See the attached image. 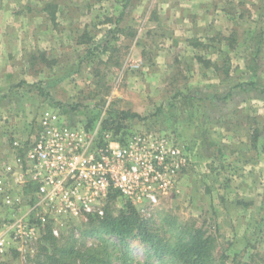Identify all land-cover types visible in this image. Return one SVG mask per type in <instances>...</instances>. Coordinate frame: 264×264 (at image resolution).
Segmentation results:
<instances>
[{"label":"rangeland","instance_id":"obj_1","mask_svg":"<svg viewBox=\"0 0 264 264\" xmlns=\"http://www.w3.org/2000/svg\"><path fill=\"white\" fill-rule=\"evenodd\" d=\"M27 1L31 9L22 7ZM124 1L47 0L52 19L47 24L39 11L41 0H0V8L22 7L21 14L6 11L0 28H86L85 43L67 46L56 64L45 61L48 54H37L40 49L29 46L23 49L29 61H11L13 72L23 65L36 73L46 68L34 84L44 86L48 94L38 96L28 81L11 83V91L0 93V137L4 136L0 150L17 154L27 148L46 108H58L70 126H87L92 118L95 122L113 110L136 112L142 118L128 119L127 128L167 131L190 158L175 188L154 209L132 203L139 213L172 243L183 234L181 223L214 234L217 256L229 258L227 264H264V99L259 98L264 91L258 90L264 87V0H216L211 25L194 33L192 13L184 19L176 14L168 17L177 27L173 28L162 12L163 0H129L128 5ZM59 4L65 7L61 12ZM123 5L124 20L118 23L117 12ZM81 34L76 30L74 40ZM178 34L181 43H176ZM225 68L240 69L236 76L225 77ZM212 82L216 87L210 89L215 86ZM248 82L255 83L247 87L254 91L240 86ZM227 83L236 87L228 103L219 101L206 108L199 104L195 92L225 94ZM16 140L24 148L17 149ZM0 162V166L6 163ZM29 185L30 191L17 184H5V189L14 196L25 195L24 206L36 187ZM127 201L108 200L106 206L118 216ZM2 209L0 229L10 220L0 193ZM83 224L75 220L64 230L73 227L79 233ZM111 238L119 243L117 237ZM96 239L82 238L88 246ZM40 241L41 236L24 246L12 242L0 254V264H31ZM128 244L139 261L152 258L153 264L159 263L147 244L134 239Z\"/></svg>","mask_w":264,"mask_h":264},{"label":"built area","instance_id":"obj_2","mask_svg":"<svg viewBox=\"0 0 264 264\" xmlns=\"http://www.w3.org/2000/svg\"><path fill=\"white\" fill-rule=\"evenodd\" d=\"M103 120L92 127L70 126L58 108L42 111L32 143L0 175L2 200L10 209V220L0 229V254L12 242L24 246L37 239L48 223L60 236L75 220L104 216L112 194L152 210L175 188L190 158L171 134L127 128L122 141L103 129ZM8 181L21 187L35 183L26 205L5 189Z\"/></svg>","mask_w":264,"mask_h":264},{"label":"trees","instance_id":"obj_3","mask_svg":"<svg viewBox=\"0 0 264 264\" xmlns=\"http://www.w3.org/2000/svg\"><path fill=\"white\" fill-rule=\"evenodd\" d=\"M228 73L229 69L225 68V76ZM252 85L255 86V83L252 82ZM131 118L142 116L131 110L109 111L103 120V129L113 131L115 136L120 135L124 141L127 132L125 122ZM93 122L92 118L87 127H92L96 121ZM27 188L30 191V187ZM117 198V194H112L109 201ZM107 207L104 216L90 215L87 220H83V228L78 234L75 228L70 227L69 231L63 230L60 236H55L53 225L48 223L31 264H153L152 258H147L144 263L131 255L128 244L130 239L147 244L152 255L159 260L157 264H227L229 258L226 260L217 256L216 236L202 228H190L180 223L179 226L185 229L183 234H178L180 237L176 236L177 241L172 243L160 234L150 219L139 213L132 202L127 201L125 209L118 216H113ZM90 236L97 239L88 246V242L82 238ZM114 236L119 243L112 240ZM238 262L254 264V261ZM232 263H236V260H232Z\"/></svg>","mask_w":264,"mask_h":264},{"label":"crops","instance_id":"obj_4","mask_svg":"<svg viewBox=\"0 0 264 264\" xmlns=\"http://www.w3.org/2000/svg\"><path fill=\"white\" fill-rule=\"evenodd\" d=\"M41 1L44 2V4H42V3L40 4L39 11L43 14V17H42L43 21L47 22V24H48L49 20L51 19V17H50L51 9L49 7V4H46L47 0H41ZM215 1L216 0H163L162 12L164 14V17H166V18H168V17L172 18V17H175L177 15L176 17H178V18L180 17L182 19H184V17H186L188 15V12L192 13L195 16V25H196L195 28H197L193 31V33H194L195 31H198L199 28H203L207 25H211V23L213 22L212 21V19H213L212 12L216 8L215 7ZM29 2L30 1L24 2L22 4V7L26 8V9H31L32 4H30ZM14 3H18V0H14ZM189 3L192 6H189ZM124 4L128 5L129 0H125ZM60 5L61 4H59V6ZM132 6H133V4L130 5V7H132ZM22 7L14 5V4H13V7L7 6V5L4 7L2 5V7L0 8V23H2V17H3V15H6V11H9L10 13L13 11L14 14H21L22 10H20V9ZM127 7H126V10H127ZM16 8H18V9H16ZM64 8L65 7H63L61 5V7L57 11L61 12ZM124 12H125V10H124V5H123L121 7V10H118V12H117L118 13V20L120 19V21L118 23H120L122 20H124V15H125ZM169 18L167 20V21H169L168 22L169 25L173 26V28H175L176 26L174 25V22L171 25L170 23L172 21L169 20ZM177 19H176V22H177ZM58 21L59 20L56 19L55 23H56V25L59 26ZM64 23L68 25L70 22L67 20V22H64ZM178 29L180 30V28H178ZM76 30H78V32L82 31V34L79 36V40L75 41L74 40V38H75L74 34H76ZM84 32H86V28H6V27L0 28V93H3V91H6V92L9 91L11 83H17V82L22 81V84L24 85L25 82L28 81L30 83V85H32L31 88H33L34 91L36 90L38 92L37 93L38 96L48 94V91L45 90L44 86L38 85L36 83L34 84V81L36 80V78H38V77L40 78L44 75L43 72L46 71L45 66H44L45 69L42 68L43 72H40L41 70H39L36 73V71L32 70L30 65H25V66L23 65V68H21L20 71L13 72L11 70V63L14 61V63L17 64L18 60L29 61L27 58V53H25L26 51L25 52L23 51L24 47L29 46V48L33 47L35 50L40 49V52L36 51L37 54H43V52H45L46 54H48V60L46 59L45 61L51 60L50 61L51 64H56V62L60 58V56L64 52H66L67 48H69L67 46H69L70 44L72 45L73 43L74 44L75 43H85L84 38L86 39V37H85ZM178 33H179V31H178ZM181 37L182 36H180L179 34L177 35L176 39H178V41H176V43H181V42H179V41H181L180 40ZM61 45H64V48L60 50L59 46H61ZM63 50H64V52H63ZM52 66H54V65H52ZM21 67H22V65H21ZM238 69H240V68H238ZM238 69H232V70L230 69L228 75H226L225 77H228L229 75L230 76H236L238 74ZM241 69H242V67H241ZM40 81L43 82V80H40ZM208 83H211V82H208ZM212 83L214 84V82H212ZM249 84H251V85H249ZM225 85H227V87H228V88H226L225 94H218V91L212 92L209 90V93H210V95H209V93L205 94L202 89L196 88V89H200V91L195 92V96H196V98H198L199 104L201 103L202 107L206 108L208 106L215 105L216 102H219V101L221 103L227 102L236 92V87L231 86L229 83H227ZM229 85H230V87H229ZM40 86L43 88H41ZM240 86H244V88L246 90L254 91V89H255V88H253V89L247 88L248 86H250V87L253 86L252 82H248L247 84H243V85L240 84ZM214 87H216V85L211 86L210 89H212ZM218 87H219V85H218ZM206 88H207V86H206ZM51 89L54 91V88H51ZM258 90H259V93H261L264 91V87H258ZM205 92H206V90H205ZM14 93H16V92H14ZM56 93H61V91L59 89H57ZM259 98H260V100L264 99V96H262V93L260 94ZM34 107H36V104L32 105L31 109H33ZM240 107H242V104L240 105ZM165 132H167V131H165ZM169 134H171V133H169ZM3 137L4 136L0 137V141H2V142H0V144H3L4 140L1 139ZM16 156H17V154L15 152H13V150H11V151L9 150L7 152H6V150H2V149L0 150V161H2V160L6 161L5 164L12 161ZM5 164L0 166V174L3 173L4 170H1V167L3 169H5L4 168ZM8 184H12V182L8 181ZM31 184H35V183H31ZM30 188H32V186H30ZM22 197L24 199L26 198L25 195H23ZM4 210L5 209H2L0 212L4 213ZM9 217H10V215L7 216V219H9Z\"/></svg>","mask_w":264,"mask_h":264}]
</instances>
